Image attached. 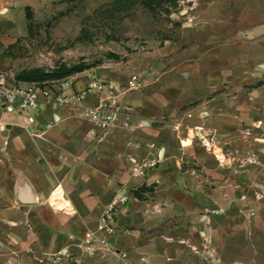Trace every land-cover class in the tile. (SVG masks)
Here are the masks:
<instances>
[{
    "label": "crops",
    "instance_id": "0c3cea01",
    "mask_svg": "<svg viewBox=\"0 0 264 264\" xmlns=\"http://www.w3.org/2000/svg\"><path fill=\"white\" fill-rule=\"evenodd\" d=\"M27 1L0 0V9ZM243 1L236 19L223 14L200 25L207 47L185 57V83L122 96L128 129L104 133L71 105L43 107L30 128L0 110V264H39L43 253L64 249L78 264H264V154L251 164L235 148L244 124L260 122L254 134L264 137V116L232 88L264 77L255 71L264 69V0ZM170 90L178 91L169 98ZM171 118L181 120V133ZM187 126L211 133V152ZM133 161L155 166L137 177ZM141 187L153 192L137 199ZM119 196L126 202L115 253L82 254L76 243Z\"/></svg>",
    "mask_w": 264,
    "mask_h": 264
},
{
    "label": "rangeland",
    "instance_id": "374dc122",
    "mask_svg": "<svg viewBox=\"0 0 264 264\" xmlns=\"http://www.w3.org/2000/svg\"><path fill=\"white\" fill-rule=\"evenodd\" d=\"M242 2L28 0L18 6L13 4L9 12L0 9V76L14 83L28 82L36 80L32 77L35 71L51 73L61 66L85 64L88 69L78 75L79 81L94 74L121 87L131 76L146 72L144 84L132 93L155 92L157 86L165 87L171 82L185 83V57L197 59L208 41V34L200 30V25L223 14L236 19L238 4ZM210 42L212 49L213 41ZM209 56L213 58V52ZM255 71L264 69L259 65ZM251 78L260 84L232 88L241 91L247 105L262 107L258 115L264 116V77ZM47 81L51 80L37 82ZM177 91H167V96L170 98ZM176 124L183 129L177 119L173 130ZM246 126L237 129L236 152L264 154L263 142L243 139ZM211 151L212 148L208 152Z\"/></svg>",
    "mask_w": 264,
    "mask_h": 264
},
{
    "label": "built area",
    "instance_id": "2783aa9c",
    "mask_svg": "<svg viewBox=\"0 0 264 264\" xmlns=\"http://www.w3.org/2000/svg\"><path fill=\"white\" fill-rule=\"evenodd\" d=\"M83 74V73H82ZM76 74L62 79L47 82H20L14 83L0 76V110L15 113L25 117L28 128L35 124V117L43 107L71 105L81 111L82 118L94 128L108 133L118 127H130L129 116L121 108L122 96L140 88L148 77L146 72L131 76L126 85L121 87L114 82L100 79L92 74L86 77L85 84L79 87V78ZM192 118V114H187ZM182 125L176 124L174 130L182 132ZM51 126L48 125V128ZM262 124L255 123L244 128L242 135L255 142H264L262 135H255L254 130H261ZM187 132H192V138L197 139L207 151L212 148L211 133L203 126H187ZM217 160L223 163V158ZM247 162L257 163L254 154H248ZM135 176L144 177L145 173L155 166L152 161H133ZM126 202V197L119 196L108 204L102 211L94 229L76 243V247L86 256L100 253H115L112 241L117 235L116 217L121 206ZM215 214L218 212L213 211ZM121 260L127 259L126 254H121ZM145 260L140 259L141 264ZM39 264H78L79 260L68 249L58 252H45L38 259Z\"/></svg>",
    "mask_w": 264,
    "mask_h": 264
},
{
    "label": "trees",
    "instance_id": "16d2710c",
    "mask_svg": "<svg viewBox=\"0 0 264 264\" xmlns=\"http://www.w3.org/2000/svg\"><path fill=\"white\" fill-rule=\"evenodd\" d=\"M27 20H30V17L27 15ZM88 66L85 64H78L74 65L72 67H67V66H61L56 69H54L51 73H41L39 71H35L32 73V77H34L36 80H30L28 82H37V81H44V80H56V79H62L66 78L69 76H73L75 74H80L83 71L87 70ZM145 192H153V188H146V187H141L135 191H133V195L137 199H142L141 193Z\"/></svg>",
    "mask_w": 264,
    "mask_h": 264
},
{
    "label": "bare ground",
    "instance_id": "6f19581e",
    "mask_svg": "<svg viewBox=\"0 0 264 264\" xmlns=\"http://www.w3.org/2000/svg\"><path fill=\"white\" fill-rule=\"evenodd\" d=\"M62 204H64V205H67V204H65L64 202H61Z\"/></svg>",
    "mask_w": 264,
    "mask_h": 264
},
{
    "label": "water",
    "instance_id": "95a60500",
    "mask_svg": "<svg viewBox=\"0 0 264 264\" xmlns=\"http://www.w3.org/2000/svg\"><path fill=\"white\" fill-rule=\"evenodd\" d=\"M27 200L29 199V198H26Z\"/></svg>",
    "mask_w": 264,
    "mask_h": 264
}]
</instances>
